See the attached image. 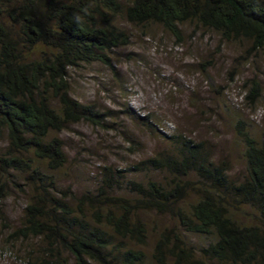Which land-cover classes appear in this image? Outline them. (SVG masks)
<instances>
[{
  "label": "trees",
  "instance_id": "16d2710c",
  "mask_svg": "<svg viewBox=\"0 0 264 264\" xmlns=\"http://www.w3.org/2000/svg\"><path fill=\"white\" fill-rule=\"evenodd\" d=\"M118 18L136 27L156 25L178 38L182 25L195 24L228 42L264 48V0H0V140L8 142L0 154V197L10 182L19 186L25 179L36 187L18 233L50 243L47 255L54 260L42 264H60L53 254L58 250L74 264H148L143 251L127 246L147 240L136 211H155L174 215L184 232L208 239L196 258L183 239L176 236L172 247L164 235L153 255L157 264H167L168 257L175 264H264V139L246 130L239 131L243 180L234 179L204 144L180 136L168 137L177 139L176 154L130 169L167 171L170 187L128 181L130 199L110 196L103 187L75 205L53 193L55 183L43 170L63 169L67 155L63 142L51 135L80 122L105 126L107 117L71 97L68 70L111 65L110 54L131 41ZM261 96L255 84L249 99L254 104ZM139 118L148 124V117ZM109 180L107 187L119 188L125 178L119 175L116 185ZM188 192L196 198L183 207ZM244 207L254 211L255 224L240 220Z\"/></svg>",
  "mask_w": 264,
  "mask_h": 264
},
{
  "label": "rangeland",
  "instance_id": "374dc122",
  "mask_svg": "<svg viewBox=\"0 0 264 264\" xmlns=\"http://www.w3.org/2000/svg\"><path fill=\"white\" fill-rule=\"evenodd\" d=\"M116 23L131 41L110 54L111 65L81 64L68 70L71 97L93 105L107 117L105 126L80 122L51 135L63 142L67 155L63 169L43 170L55 183L53 193L75 205L83 194H96L103 187L110 196L130 199L128 181H156L170 187L167 171L130 169L160 154H176L177 139L168 137L180 136L204 144L234 179L246 178L245 148L239 131L264 139V48L246 40L228 42L190 23L181 26L179 38L156 25L136 27L123 18ZM255 84L262 96L252 104L249 97ZM139 117H148L146 122L154 123L153 127L144 125ZM7 145L6 137L0 140V154ZM119 175L125 178L119 188L107 187L106 180L114 177L109 182L116 185ZM18 183L6 185V195L0 197V264L28 260L42 264L51 260L47 255L50 243L18 233L36 187L25 179ZM195 195L186 193L182 206L193 202ZM243 210L240 220L255 224L254 211L248 207ZM135 217L146 227L147 240L144 245L127 241V248L143 251L148 264H157L153 255L164 235L172 247L176 236L183 239L184 247L196 258L199 250L208 246L205 237L184 232L172 214L138 210ZM58 252L53 254L60 264H74L68 253ZM167 264H175L174 258L168 257Z\"/></svg>",
  "mask_w": 264,
  "mask_h": 264
}]
</instances>
